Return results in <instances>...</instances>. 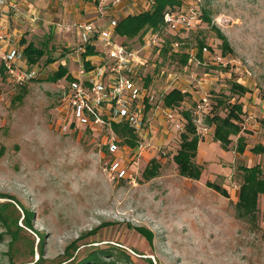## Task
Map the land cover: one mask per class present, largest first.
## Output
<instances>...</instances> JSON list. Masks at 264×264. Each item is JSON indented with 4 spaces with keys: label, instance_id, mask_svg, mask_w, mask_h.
Listing matches in <instances>:
<instances>
[{
    "label": "rangeland",
    "instance_id": "374dc122",
    "mask_svg": "<svg viewBox=\"0 0 264 264\" xmlns=\"http://www.w3.org/2000/svg\"><path fill=\"white\" fill-rule=\"evenodd\" d=\"M181 2L192 5L194 0ZM98 5L92 1L96 9ZM124 5L123 14L130 12L126 8L141 10L133 9L130 1ZM200 8L210 21L202 20L177 37L179 52L188 60L183 64L181 55L161 56L151 89L157 97L175 84L193 91L195 100L187 93L175 108L179 116L206 98L209 107L201 110L206 123L211 108V114L224 116L227 102L243 97L231 92L233 82L247 88L253 106V97L264 98V0H201ZM104 18L107 27L108 16ZM57 21L61 29L52 30L49 38L47 33L43 37L48 31L43 21V31L29 38L36 46L46 42L45 55L35 66L28 64L38 68L35 78L15 84L0 61V264H74L95 248L114 251L120 264H130L125 252L131 264H264V196H259L254 216H240L236 206L239 167L257 162L258 154L251 149L259 138L246 136L248 147L240 154L236 136L224 150L210 133L198 143L196 161L202 174L198 180L188 179L178 174L173 162L182 131L166 124L163 112L150 111L145 117L149 147L138 161V175L134 180H109L101 164L108 131L61 129L60 80L49 77L60 64L69 73L76 70L81 42L69 16ZM217 30L226 37L228 51L221 48ZM200 43L207 51L199 58ZM216 56L222 63L213 60ZM48 58L54 62L47 63ZM174 73L178 77L173 81L169 75ZM253 118L264 124V118ZM153 158L160 162L159 174L144 179L142 171ZM206 181L224 187L228 196L207 187ZM11 199L15 205L5 204ZM78 237L85 245L67 251Z\"/></svg>",
    "mask_w": 264,
    "mask_h": 264
},
{
    "label": "built area",
    "instance_id": "2783aa9c",
    "mask_svg": "<svg viewBox=\"0 0 264 264\" xmlns=\"http://www.w3.org/2000/svg\"><path fill=\"white\" fill-rule=\"evenodd\" d=\"M121 1L98 0V11L101 13L105 7H113ZM200 3L201 0H194L192 5L166 8L162 24L155 29L149 28L142 40L134 43H125L118 38L114 31L116 21L101 29L87 21L73 24L81 42V57L77 60L76 70L68 72L70 79L66 76L59 79V103L63 113L61 129L76 131L80 126H85L91 130L101 127L108 131L109 137L105 142L107 154L103 156L101 164L109 180H134L138 175V161L149 147L146 142L148 129H145V117L150 111L163 112L166 124L184 130L183 117L176 113L175 108L164 106L165 94L157 97L151 89V83L153 73L162 61L163 48L168 44L167 54L180 53L178 33L201 24ZM147 4L150 8L154 0H147ZM10 16L21 17L18 2L0 0V61L10 80L22 84L35 78L38 68L33 67L35 65L28 68L23 49L15 46L14 36L5 25V19L8 20ZM167 34L173 38L167 39ZM87 44L94 47L95 54L83 58L82 53ZM202 50L207 51L205 47ZM212 58L222 63L221 56ZM151 68L152 72L149 71ZM169 77L174 81L178 75L174 73ZM174 88L187 92L183 88ZM208 107L209 103L202 97L201 103L197 102L194 108L189 109L200 141L213 132V126L202 122L201 110H207ZM120 122L132 129L136 138L135 146L120 143L113 133L112 123Z\"/></svg>",
    "mask_w": 264,
    "mask_h": 264
},
{
    "label": "trees",
    "instance_id": "16d2710c",
    "mask_svg": "<svg viewBox=\"0 0 264 264\" xmlns=\"http://www.w3.org/2000/svg\"><path fill=\"white\" fill-rule=\"evenodd\" d=\"M181 5V0H154V4L145 11L128 14L125 17L116 20L115 33L121 40L125 43H134L136 41H141L142 36L149 28H157L162 24L163 12L166 8H176ZM209 22L208 13L204 10L201 14V21ZM217 37L221 40V48L223 51H228V42L224 34L217 30ZM25 44L23 48V55L27 64H36L45 55L46 49L44 42L41 46H36L32 41L26 42L21 40ZM202 44H199V50L197 56L200 58L202 53ZM169 50V45L163 48L161 56L167 54ZM95 54L94 47L92 45H86L85 51L82 53V57L90 56ZM181 55L180 60L183 64L188 60L187 54H175ZM54 62V59L48 58L47 63ZM64 76L70 79V75L67 68L63 65H59L57 70L51 74L49 77L50 81L56 82L57 80L63 78ZM149 82L147 79L146 83ZM233 94H238L240 96L244 95L248 90L246 87L239 83L233 82L230 88ZM188 96L187 92H181L179 89H172L163 96V104L167 108H176L185 100ZM224 103L223 99H219L217 104L222 105ZM149 106L146 107V110ZM213 108L208 113L206 117V123L213 126V140L218 141L221 147L226 150L231 144V136L237 137V153H243L246 143L244 142V137L242 132H245L242 128V104L239 100L234 102H227L226 114L221 116L218 113L211 114ZM184 119V130L179 135V147L176 153L173 155V162L177 169L179 175L193 180H198L202 174V166L197 163L196 156L198 153V143L200 141L199 136L196 133L195 126L192 122L191 112L189 109H184L181 112ZM113 133L119 139L120 143H124L130 146H135L136 138L132 133V129L123 122L112 123L111 125ZM251 151L253 153L259 154L264 153V146L256 144ZM160 162L153 158L151 159L142 171V177L144 179H151L159 174ZM242 173V181L239 184L238 195L236 206L239 208L240 216H254L257 210L258 198L259 196H264V172L260 168L259 164L252 166H241L239 167ZM206 186L212 188L213 190L219 192L224 196H228L227 190L213 182L206 181ZM7 199V198H3ZM10 199V198H8ZM5 204H14L13 199L5 202ZM25 217V213H23ZM18 224V223H17ZM27 228H32L30 225L25 226ZM24 229V228H23ZM151 235L149 232L147 235ZM80 237L73 240L68 246L67 251L70 249H78L85 243H79ZM84 247V246H83ZM114 251H103L98 248L88 252V254L77 261L74 264H120L119 258L113 256ZM121 254V252H120ZM124 258L130 264L132 263L131 257L122 253ZM72 258L70 255L68 259ZM12 261L10 262V264ZM38 261L31 262V264H38Z\"/></svg>",
    "mask_w": 264,
    "mask_h": 264
},
{
    "label": "crops",
    "instance_id": "0c3cea01",
    "mask_svg": "<svg viewBox=\"0 0 264 264\" xmlns=\"http://www.w3.org/2000/svg\"><path fill=\"white\" fill-rule=\"evenodd\" d=\"M19 4V9L21 12V18L24 20L18 19L14 16H10L9 19H5V25L7 30L14 36V44L15 46L19 47L20 49H23L25 44L22 43L21 40H25L27 43L30 42L29 38L38 33L39 31H43L40 26V21H43L45 25L48 27L47 32H43V37L48 35L47 38H49L50 33H52V30H54L55 33L62 26L61 23L57 21V19L62 20L63 17L69 16L73 22H81V21H87L92 22L93 25L98 28H104L105 23L104 17L108 16V23L110 24L112 21L119 20L117 15L123 14L122 8L125 7L122 6L126 1H130L133 9L136 7L141 8L140 11H137V13L145 11L149 8L147 4V0H122L120 3L116 4L113 7H110V9L107 12H99L98 7L97 9L95 6H92V1L95 0H15ZM76 2L78 8L73 7V5L76 6L74 3ZM184 4L181 2V5ZM127 10H130V12L123 14L122 17H125L128 14H136L131 12V8H126ZM100 14L103 16L101 18ZM121 17V18H122ZM37 21V23H36ZM56 24L55 27L51 26ZM108 24V25H109ZM53 27V28H52ZM30 29L32 32L30 33L28 30ZM75 33L77 35V31L75 30ZM119 38V37H118ZM120 40L122 38H119ZM2 52L0 51V56ZM181 88V85L173 86V88ZM183 88V87H182ZM186 90V89H185ZM188 94L192 95V98L195 100L194 92L190 90H186ZM250 95L249 92H246L243 97L239 98V102L242 104V128L247 129L249 131L242 132V136L246 140V136H250L253 138H259L258 144L264 146V124L261 125L260 123H256L253 118L255 115L256 117H262L264 118V98L261 100L259 98L253 97L252 102L253 104L257 106H253L249 103L247 95ZM245 99V100H244ZM187 104V103H185ZM180 108V106L176 107ZM248 108L249 116L246 118L245 113ZM253 109V110H252ZM259 111V112H258ZM244 117L248 120V122H244ZM252 132V133H251ZM200 142V141H199ZM248 147V144L246 145ZM258 160L255 164H259L260 168L262 169V172H264V162L261 160V153L258 154ZM253 164V165H255Z\"/></svg>",
    "mask_w": 264,
    "mask_h": 264
},
{
    "label": "water",
    "instance_id": "95a60500",
    "mask_svg": "<svg viewBox=\"0 0 264 264\" xmlns=\"http://www.w3.org/2000/svg\"><path fill=\"white\" fill-rule=\"evenodd\" d=\"M23 217V216H22Z\"/></svg>",
    "mask_w": 264,
    "mask_h": 264
}]
</instances>
